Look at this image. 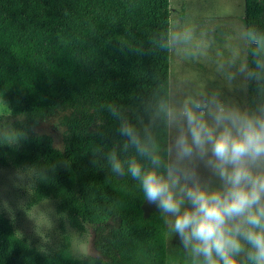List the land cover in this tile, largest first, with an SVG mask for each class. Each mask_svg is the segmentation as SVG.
Here are the masks:
<instances>
[{
	"label": "trees",
	"instance_id": "1",
	"mask_svg": "<svg viewBox=\"0 0 264 264\" xmlns=\"http://www.w3.org/2000/svg\"><path fill=\"white\" fill-rule=\"evenodd\" d=\"M244 23L264 34L263 0H244ZM170 30V0H0V99L9 105L0 166L31 173L30 205L54 201L79 233L92 225L99 253L42 252L0 211V264H167L160 215L144 214L137 182L112 173L102 153L121 140L106 105L148 124L156 102L169 100ZM250 83L248 105L264 99V72ZM57 112L62 148L36 131ZM154 131L165 147L163 127Z\"/></svg>",
	"mask_w": 264,
	"mask_h": 264
},
{
	"label": "clouds",
	"instance_id": "2",
	"mask_svg": "<svg viewBox=\"0 0 264 264\" xmlns=\"http://www.w3.org/2000/svg\"><path fill=\"white\" fill-rule=\"evenodd\" d=\"M242 36L254 46V67L241 63L230 79L232 90L247 92L264 72V34L250 28ZM181 39L191 32L172 36ZM105 111L121 140L102 156L112 173L137 182L187 264H264V99L241 104L220 92L161 99L148 124L119 104Z\"/></svg>",
	"mask_w": 264,
	"mask_h": 264
},
{
	"label": "rangeland",
	"instance_id": "3",
	"mask_svg": "<svg viewBox=\"0 0 264 264\" xmlns=\"http://www.w3.org/2000/svg\"><path fill=\"white\" fill-rule=\"evenodd\" d=\"M170 8L169 100L220 92L228 100L248 104L247 92L232 90L235 81L230 79L248 59L249 44L242 36L246 30L244 0H170ZM185 31L191 32L190 40L172 41L173 35L182 36ZM0 114H9L8 103L1 99ZM60 115L47 117L36 128L38 133L52 136L57 148L63 144ZM31 185L29 171L0 166V211L13 221L16 234L45 253L67 244L75 257L98 256L94 227L87 224L86 231L79 233L56 211L52 200L30 205ZM143 208L145 215L159 214L147 202ZM165 231L167 264H187L184 251L172 241L166 226Z\"/></svg>",
	"mask_w": 264,
	"mask_h": 264
}]
</instances>
